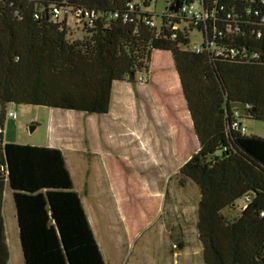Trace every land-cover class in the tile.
Listing matches in <instances>:
<instances>
[{
  "label": "trees",
  "instance_id": "16d2710c",
  "mask_svg": "<svg viewBox=\"0 0 264 264\" xmlns=\"http://www.w3.org/2000/svg\"><path fill=\"white\" fill-rule=\"evenodd\" d=\"M122 1L87 0L99 9ZM6 4L0 6V125L9 103L107 113L114 81L134 83L139 69L148 73L152 52L145 26L100 19L73 38L46 13L35 18L22 0ZM189 41L160 39L154 48L172 53L200 145L180 173L200 191L204 263L264 264V137L228 129L232 109L244 103L246 118L264 122V60L213 58L185 47ZM6 184L28 264H106L62 151L4 142L2 135L0 264H8ZM247 194L248 206L235 216L236 201Z\"/></svg>",
  "mask_w": 264,
  "mask_h": 264
},
{
  "label": "rangeland",
  "instance_id": "374dc122",
  "mask_svg": "<svg viewBox=\"0 0 264 264\" xmlns=\"http://www.w3.org/2000/svg\"><path fill=\"white\" fill-rule=\"evenodd\" d=\"M67 28L73 38L82 35V28L73 20ZM197 39L193 37V41ZM151 105L146 108L150 109ZM15 109L18 119H7L11 142L48 146L56 133L59 139L72 141L80 150L79 161L70 168L72 179L82 189L95 238L108 264H182L184 257L187 264L203 263L197 226L199 188L181 175L180 166L167 179L165 170L168 169L154 162L151 148L158 140L151 129L150 118L154 115L146 112L144 106L139 104L136 112L142 122L139 123L141 136L123 132L120 128L124 123L114 122L102 114L25 103L16 104ZM114 117L120 119V114ZM242 121L246 133L264 137L263 121L248 119L245 115ZM180 129L178 143L189 134L183 131L185 124ZM191 135L190 147L195 153L198 146L195 130ZM182 155L179 153L178 157ZM84 186L86 191L89 189L87 195L83 193ZM159 187L166 192L152 194ZM241 205L243 200L238 199L235 216L240 214ZM6 215L12 217L8 212Z\"/></svg>",
  "mask_w": 264,
  "mask_h": 264
},
{
  "label": "built area",
  "instance_id": "2783aa9c",
  "mask_svg": "<svg viewBox=\"0 0 264 264\" xmlns=\"http://www.w3.org/2000/svg\"><path fill=\"white\" fill-rule=\"evenodd\" d=\"M32 6L35 18L46 13L54 23L69 25L74 21L80 28L94 27L98 20H121L134 27H147V44L152 53L154 42L160 39L189 38L185 47L210 57L251 62L264 60V0H123L121 5L97 8L87 0H22ZM0 0V6L7 5ZM13 4V3H10ZM193 37L197 40L193 41ZM143 70L137 80L145 83ZM248 103L233 108L228 129L246 134L243 124ZM1 112V107H0ZM6 119L16 120L13 103L5 107ZM4 126L0 125V135ZM242 208L248 206L250 196L243 198ZM264 215V211L261 212Z\"/></svg>",
  "mask_w": 264,
  "mask_h": 264
},
{
  "label": "crops",
  "instance_id": "0c3cea01",
  "mask_svg": "<svg viewBox=\"0 0 264 264\" xmlns=\"http://www.w3.org/2000/svg\"><path fill=\"white\" fill-rule=\"evenodd\" d=\"M157 53L166 54L158 57L157 55H155ZM153 63H155V65ZM143 77L145 78V83H142L137 79L134 83L128 80L114 81L112 85L111 105L109 112L102 115H106L108 119L114 122L118 121V123H124L125 125H122V127L120 128L121 130H123V132L137 133V135L141 136L142 129L139 123L141 124L142 122H139L140 114H136L137 106L141 104L145 107L146 112L152 113L154 115V118L152 117L151 119L149 117L150 120H153L151 129L153 131V136L158 138V140L154 143V148H151L153 152V160L155 163H157L158 166H162L163 168L168 169V171L165 170V175L166 178L169 179L171 177V171H175L178 166L181 167L194 153H192V149L190 147L193 141V136L191 135V132H193L194 130L193 121L182 91L180 78L175 67L172 53L169 51L162 52L160 50L153 52L151 62L149 64L148 73L144 72ZM148 104H152L150 109L148 107L146 108ZM118 113L120 114V119L114 117V115ZM17 119L18 115L16 120ZM182 123L185 124V130L183 131L185 132V134L186 132H188L189 134L188 137L186 134V138H184L183 136L182 140L178 143L177 137L181 135L182 131L180 128L182 126ZM9 125L10 120H6V122L4 123V142H11V139H9L8 136ZM87 132L90 134V128L89 130L87 129ZM54 134L55 136L52 137L51 142H49L48 146L59 148L62 151L66 167L72 177L70 168H74L75 163L79 161L80 150L77 147H74L72 141H67L66 139H63L61 137L59 139L56 133ZM161 139H163V141ZM140 140L142 142V139ZM199 147L200 146L198 141V146L196 147V149L198 150ZM65 150L68 151L67 155L65 153ZM167 153L170 155H166ZM179 153H183V155L181 157H178ZM73 184L75 190L79 193L82 199L86 215L95 235L92 216L90 215L89 207H86V203L82 195V189L78 188L75 185L74 180ZM88 191L89 189L87 188L86 191L84 186L83 193L87 195ZM149 192L150 191H148V193ZM165 192L166 191L162 190L159 187L158 189L154 190L152 194L163 195V193ZM7 212L12 216L11 218L6 215ZM3 216L6 243L8 246V264H28L22 245L21 231L18 222L17 207L14 201L13 190L8 184H6L4 189ZM10 235L13 238L10 237ZM10 240H12V245ZM179 245L181 244L179 243ZM99 247L101 249L100 244ZM201 247V253L203 256V246ZM101 252L103 254L105 263L108 264V261L104 256L102 249ZM186 261L187 259L184 257V261L182 264H187ZM202 261V264H205L203 258Z\"/></svg>",
  "mask_w": 264,
  "mask_h": 264
},
{
  "label": "water",
  "instance_id": "95a60500",
  "mask_svg": "<svg viewBox=\"0 0 264 264\" xmlns=\"http://www.w3.org/2000/svg\"><path fill=\"white\" fill-rule=\"evenodd\" d=\"M35 126H32L31 129L34 130Z\"/></svg>",
  "mask_w": 264,
  "mask_h": 264
}]
</instances>
